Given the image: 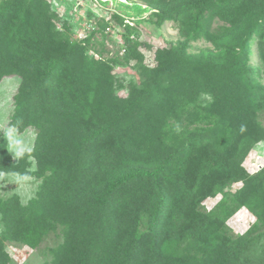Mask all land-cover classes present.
Here are the masks:
<instances>
[{"label":"trees","instance_id":"16d2710c","mask_svg":"<svg viewBox=\"0 0 264 264\" xmlns=\"http://www.w3.org/2000/svg\"><path fill=\"white\" fill-rule=\"evenodd\" d=\"M209 6L226 15L243 7L249 15L243 36L214 47L230 57L218 64L219 75L255 82L248 100L241 103L229 100L230 87L222 96L223 105L236 106V121L230 128L235 131L233 139L221 143V134L225 138L227 132L223 129L220 134L217 125L206 135L189 134L170 152L132 154L125 146L132 127L123 122V113L108 115L91 104L78 86L77 75L64 66L66 55L45 51L29 8L21 0H0V75L15 72L22 79L13 122L22 129L40 118L49 126L39 133L30 152L21 154L16 164L6 158L0 169L21 173L27 157L33 156L38 174L46 170L53 174L50 191L56 197V218L59 214L65 218L70 234L63 264H264V220L255 230L236 235L201 204L221 187L241 181L238 193L247 199L241 204L261 216L249 200L261 201L264 167L249 173L242 165L258 137L244 140L236 149L235 142L232 154L227 146L252 128L250 108L264 111V85L248 64L252 39L264 34V0H198L175 7L170 14L160 13L157 24ZM179 32L183 39L162 55L170 57V67L186 57H196L199 71L216 64L217 53L208 52L206 58L187 53L189 42L204 35L197 17L180 22ZM258 47L264 67L261 41ZM54 152L73 160L66 173L61 172L60 158L52 157ZM0 205L4 225L0 264H7L2 240L34 246L47 225H28L16 198ZM260 206L264 210V204ZM185 246L199 249L201 257L189 256Z\"/></svg>","mask_w":264,"mask_h":264},{"label":"rangeland","instance_id":"374dc122","mask_svg":"<svg viewBox=\"0 0 264 264\" xmlns=\"http://www.w3.org/2000/svg\"><path fill=\"white\" fill-rule=\"evenodd\" d=\"M194 1L198 0H21L40 28L45 51L66 55L64 66L77 75L78 86L89 102L108 115L123 113V122L132 127L125 145L132 154L170 152L189 134L206 135L217 125L220 134L223 129L227 132L225 138L221 134V143L233 139L235 131L230 128L236 121L235 103L248 100L249 87L255 82L219 75L218 64L230 57L214 47L235 43L244 35L248 10L237 6L233 14L226 15L217 7L193 8L178 20L157 24L160 13L170 14L175 7ZM196 17L204 35L189 42L187 53L197 58L217 53L216 64L199 71L196 57H186L170 67V57L162 58L164 50L183 39L179 23ZM260 41L264 50V34L252 39L248 64L258 83L264 85V67L258 59ZM21 80L15 72L0 75V166L6 158L16 164L21 154L33 149L42 129L49 127L40 118L22 129L13 122ZM227 87L232 90L229 100L235 101L231 106L221 103ZM252 114L250 131L227 146L232 154L235 142L234 149L244 140L258 137L242 164L249 173L264 167V111L250 108V117ZM62 153L54 152L52 157L60 158L61 172L66 173L73 160ZM37 170L33 156L27 157L21 173L0 169V201L16 198L28 225H47L34 246L2 240L9 255L7 264H63L67 260L70 234L65 218L60 214L56 218V197L50 191L54 177L50 170L43 174ZM242 185L241 181L227 184L201 202L236 235L255 230L264 220L260 206L264 186L261 201L249 200L259 211L258 217L247 204H241L247 202L238 193ZM3 231L0 205V237ZM185 251L197 259L202 255L199 249L187 246Z\"/></svg>","mask_w":264,"mask_h":264}]
</instances>
